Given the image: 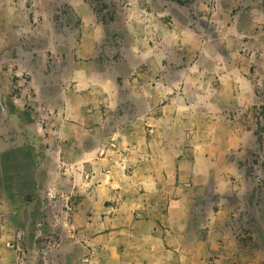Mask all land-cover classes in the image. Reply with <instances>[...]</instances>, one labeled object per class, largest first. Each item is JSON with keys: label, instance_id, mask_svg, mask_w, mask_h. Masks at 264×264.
<instances>
[{"label": "rangeland", "instance_id": "obj_1", "mask_svg": "<svg viewBox=\"0 0 264 264\" xmlns=\"http://www.w3.org/2000/svg\"><path fill=\"white\" fill-rule=\"evenodd\" d=\"M0 264H264V0H0Z\"/></svg>", "mask_w": 264, "mask_h": 264}]
</instances>
